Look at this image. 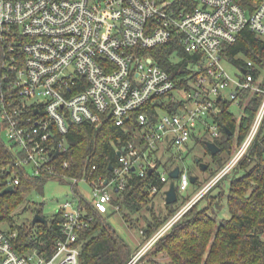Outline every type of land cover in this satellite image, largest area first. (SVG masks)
<instances>
[{"label":"built area","instance_id":"2783aa9c","mask_svg":"<svg viewBox=\"0 0 264 264\" xmlns=\"http://www.w3.org/2000/svg\"><path fill=\"white\" fill-rule=\"evenodd\" d=\"M244 30L264 37V0L252 12L238 0H0V124L15 153L12 166L88 186L86 199L100 213L118 210L113 192L125 191L133 175L146 177L150 170L166 183L161 191L152 185L150 195L163 193L166 200L170 173L179 167L181 200L193 185L190 142L195 135L213 142L221 136L214 117L218 103L226 99L244 109L246 91L264 94V77L255 76L253 61L236 78L225 67L230 62L224 46ZM173 40L198 59L190 61L182 79L148 51ZM104 121L133 126L140 140L131 132L108 175L98 174L97 164L85 175L68 174V161L57 158L68 151L71 127ZM263 121L264 98L230 160L203 185L199 178L201 188L180 201L148 248L238 165ZM19 183L12 177L7 187ZM58 213L63 236L48 257L37 250L21 254L14 246L17 231L0 228V264H80V231L93 216L80 199L62 204Z\"/></svg>","mask_w":264,"mask_h":264},{"label":"trees","instance_id":"16d2710c","mask_svg":"<svg viewBox=\"0 0 264 264\" xmlns=\"http://www.w3.org/2000/svg\"><path fill=\"white\" fill-rule=\"evenodd\" d=\"M238 1L248 12L254 11L262 2ZM224 47L223 56L227 61L242 68L251 60L256 64L253 71L255 76L264 77V37L244 30L235 43ZM148 51L175 79L185 77L190 72V61L198 60L197 56L188 54L177 40ZM183 84L181 82L179 86L182 87ZM262 86L264 88V79ZM263 98V93L252 95L246 91L242 101V106L245 105L244 114L239 122L231 111L232 101L224 99L218 103L220 111L214 117L220 126L221 136L215 138V142L221 147V151L217 154L212 155L208 149L207 137L194 136V140L202 143L210 155L206 172H210L211 177L226 165L246 138ZM128 126H117L111 121H104L99 125H73L68 135V151L58 156V162L68 161L69 168L66 172L72 176L85 175L93 164L99 166L98 174L108 175L110 164L118 161V149L132 138ZM226 127L232 134L225 130ZM3 132L0 124V192L7 187L10 176L15 171L14 177H18L20 183L15 185L13 193L0 196V224L11 223L10 229L17 231L14 246L21 254L37 250L48 257L63 236L61 213H56L51 219L46 217V225H34L32 222L15 225L14 215L17 208L28 201L31 191H42L49 178L27 175L24 171L15 169L12 166L15 153L12 146L3 139ZM198 165L201 168L199 163ZM190 173L194 174L192 170ZM226 179L229 182L228 189H222L218 195L212 196V191L221 187ZM154 184L160 191L166 186L155 171L146 177L133 175L125 191L113 192V204L119 207L118 210L113 209L114 212H120L124 219L132 220V223L135 220L133 226H140V231H144L145 241L150 240L176 214L180 204L190 200L201 187L198 177L192 188L180 196L182 202L165 204L166 212L157 215L153 205L156 196L150 195V188ZM73 187L77 198L93 216L90 225L80 231L79 239L83 243L80 264H129L135 251L108 222L110 212H97L81 193L79 186ZM224 200L229 216L220 219L219 213L225 204ZM203 201L207 202L204 207L201 205ZM143 210L150 212V216L142 214L133 218ZM34 213L44 216L39 208ZM141 217L144 224L140 221V225ZM151 249H154V257L162 254L167 257L169 264H264V121L252 146L238 165L193 205ZM152 263L159 262L152 259Z\"/></svg>","mask_w":264,"mask_h":264},{"label":"rangeland","instance_id":"374dc122","mask_svg":"<svg viewBox=\"0 0 264 264\" xmlns=\"http://www.w3.org/2000/svg\"><path fill=\"white\" fill-rule=\"evenodd\" d=\"M225 67L227 72L232 78H236L237 76L240 75L239 73L241 72V70L239 67L228 62L225 63ZM225 95L228 97L227 93H225ZM231 111L236 115L239 122L242 115L244 114V110L238 105L233 104L231 106ZM129 130L134 134L136 141L140 140L139 131H136L133 126H130ZM2 137L6 142H8V137L6 132H3ZM190 147L193 151L189 156H187V164L189 168L192 170V172L196 176H198L200 180L201 179L203 180L202 182L203 185L204 183H206L207 180H210L212 177L209 175L210 172L203 171L199 167L198 163L196 162V158H203L204 159L203 162L208 163L210 161V155L207 153V150L203 146V144L196 142L195 140H192L190 142ZM29 171L32 172L31 169ZM12 177H14V174H11L10 178ZM228 186H229V182L226 179L222 183L221 187H217L212 191L211 195L212 196L218 195L222 191V189L227 190ZM79 188L81 193L86 198H89L90 188L83 184H80ZM77 199L78 198L74 192V187L72 183L67 181H62L60 179L50 178L47 181H45L42 191H37L35 189L32 190L31 193L28 195V201H26V203L21 204L17 208L14 215L15 216L14 224L15 225H22L24 223L30 224L35 215L34 210L36 208L41 209L44 216L47 217L48 219H51L53 215L59 212L62 204ZM154 200L155 202L153 203V205H154L155 214L160 215L161 213H165L166 212L165 204L167 203L166 200L164 199V194L163 193L158 194ZM180 201L181 200H179V202ZM224 203L225 204L219 213L220 219L229 216V209L225 200ZM27 204L29 205L27 206ZM206 204L207 202L203 201L201 205L204 207L206 206ZM114 211L115 210L113 209L110 211V214L108 215V222L120 234V236L133 247L135 253L131 261H133L134 264H153L152 259H156L157 262H159L155 264H169L167 257L163 256L162 254L156 257L152 255L154 249H151V247L149 248L147 247L148 241L144 240L145 238L140 231V226L139 225H136L135 227L133 226L135 220H133V223L132 220L127 221L126 219L123 218L120 212H114ZM142 214L150 216V212L143 210L135 214L133 218L135 219L136 217H140ZM141 220L142 217L141 219H139L140 225L141 223L144 224V220L143 221ZM167 222H165V224ZM11 227H12L11 223L0 224V228H2L3 230H9Z\"/></svg>","mask_w":264,"mask_h":264},{"label":"water","instance_id":"95a60500","mask_svg":"<svg viewBox=\"0 0 264 264\" xmlns=\"http://www.w3.org/2000/svg\"><path fill=\"white\" fill-rule=\"evenodd\" d=\"M244 72H245V70H244ZM221 98H222V96L219 97V99H221ZM225 130L229 134H232V132L230 131L229 128L226 127ZM206 145H207V147L210 150L212 155H215V154H217L218 152L221 151V147L216 142L207 140L206 141ZM121 153H122L121 150L118 151V155H121ZM196 162L200 164V166H201L203 171H206L208 169L209 165L207 163L201 161V158H196ZM109 168L111 170L113 168V164H110ZM133 170H135V168H133ZM151 173H152V170L149 171V174H151ZM179 174H180V168L179 167L175 168L170 173L171 178L173 179V181L171 182L170 188L166 191V203L167 204H175L179 200V194H178L177 187H176V179L179 177ZM197 178L198 177L195 174H193L191 176L192 183H195ZM14 191H15V187L13 185H10V186L4 188L0 192V196L8 194V193H13ZM32 223L34 225H36L38 223L46 225V224H48V219L45 216H43L42 214L36 213L34 215V217H33ZM130 264H134V262L131 261Z\"/></svg>","mask_w":264,"mask_h":264}]
</instances>
